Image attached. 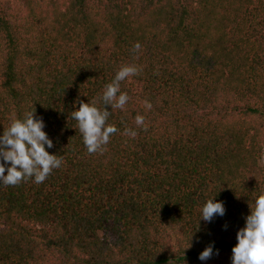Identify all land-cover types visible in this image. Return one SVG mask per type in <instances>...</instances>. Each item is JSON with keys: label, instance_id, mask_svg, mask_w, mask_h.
<instances>
[{"label": "trees", "instance_id": "1", "mask_svg": "<svg viewBox=\"0 0 264 264\" xmlns=\"http://www.w3.org/2000/svg\"><path fill=\"white\" fill-rule=\"evenodd\" d=\"M20 1L17 13L0 1V136L35 110L63 164L41 184L0 183V264H232L264 193V171L250 178L264 148V0ZM127 64L142 69L121 82L131 99L106 106L119 131L90 155L70 114L94 99L103 110ZM211 198L225 214L206 222Z\"/></svg>", "mask_w": 264, "mask_h": 264}, {"label": "clouds", "instance_id": "2", "mask_svg": "<svg viewBox=\"0 0 264 264\" xmlns=\"http://www.w3.org/2000/svg\"><path fill=\"white\" fill-rule=\"evenodd\" d=\"M141 47L137 42L132 50L138 53ZM141 71L142 69L134 64L119 68L114 79L105 85L99 98L104 105L103 110L97 106L98 101L94 99L87 103L80 102L78 109L71 112L88 154L103 153L111 137L118 133L119 129L107 122L111 112L106 106L110 105L113 111L125 110L131 97L126 92H121V82L139 75ZM143 106L145 110L152 108L148 101H145ZM135 125L147 131L145 116L137 114ZM44 128L43 119L35 118V110L26 112L23 118H13L10 124L5 126L3 135L0 136V183L4 186H17L32 178L36 184H41L53 170L62 166L63 157L48 151L53 147V140ZM124 135L135 138L137 133L125 128ZM250 209V214L245 218V227L237 233L238 243L232 249V264H264V193L255 199L254 204L250 203ZM224 214V204L211 198L203 205L200 219L211 222L215 216ZM212 255L213 245L210 244L200 253L199 259L207 260Z\"/></svg>", "mask_w": 264, "mask_h": 264}, {"label": "rangeland", "instance_id": "3", "mask_svg": "<svg viewBox=\"0 0 264 264\" xmlns=\"http://www.w3.org/2000/svg\"><path fill=\"white\" fill-rule=\"evenodd\" d=\"M1 5H9L12 12H21V1L20 0H0ZM260 169H255L251 174L250 178L254 180H261L262 173L264 171V148L262 152V157L260 159Z\"/></svg>", "mask_w": 264, "mask_h": 264}]
</instances>
